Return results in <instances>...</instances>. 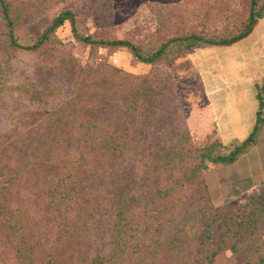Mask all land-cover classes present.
Masks as SVG:
<instances>
[{"label": "trees", "instance_id": "obj_1", "mask_svg": "<svg viewBox=\"0 0 264 264\" xmlns=\"http://www.w3.org/2000/svg\"><path fill=\"white\" fill-rule=\"evenodd\" d=\"M248 2V17L233 30L157 36V47L145 49L126 38L84 34L70 9L26 40L20 29L36 23L37 8L0 0V107L6 98L50 104L16 120L19 134H0V264H214L227 250L244 255V264H264V197L234 211L216 206L206 183L213 166L235 163L257 142L264 128V79L256 82L259 107L250 134L203 145L194 144L186 128L162 124L174 112L162 113L169 79L102 62L82 69L62 52L66 84L9 82L17 52L63 51L57 30L66 21L83 45L126 48L146 64L172 66L197 48L246 38L264 17V0Z\"/></svg>", "mask_w": 264, "mask_h": 264}, {"label": "rangeland", "instance_id": "obj_2", "mask_svg": "<svg viewBox=\"0 0 264 264\" xmlns=\"http://www.w3.org/2000/svg\"><path fill=\"white\" fill-rule=\"evenodd\" d=\"M18 2L37 8L36 23H28L20 29L26 40L39 35L61 11L70 9L76 13L78 29L84 34L95 33L101 37L126 38L142 43L145 49L157 47L159 41L157 36L185 34L191 30H203L208 34L233 30L234 25L241 26V19L247 18L249 11L248 0H18ZM257 24L264 25L263 18ZM2 30L0 23V34ZM259 32L261 30H257L258 34ZM57 36L62 41L61 52L58 48L50 49L41 56L26 51L17 52L11 62L9 82L25 81L40 88L66 84L67 78L62 76L58 61V55L64 52L76 59L81 66L79 68L82 69L102 62L104 68L112 65L124 72L153 77L161 82L169 79L172 88L170 92L167 91L168 94L163 100L162 113L167 114L173 109L174 112L169 119L163 118L162 124L165 125L168 121L178 128H186L196 145L211 142L215 137L220 138L219 140L225 144L235 139L244 140L253 129L256 120L252 110L256 100L242 93L241 89L243 86L247 87L252 79L248 75L249 65L264 62V56L249 58V53L245 50H248L252 40L247 39L241 44L231 46L197 48L193 53L176 59L170 66L162 62L154 65L141 62L126 48L93 49L83 45L74 39L68 21L57 30ZM243 50L245 56L241 55ZM224 74L228 75L231 83L223 80ZM66 87L73 85L68 82ZM67 90L54 104L74 92L71 89L67 93ZM49 107L48 103L36 105L25 99L12 103L6 98L0 107V134L5 132L19 134L20 129L14 128L16 120L20 123L24 115H31L35 111L43 112ZM243 155L233 164L213 166L206 175L210 197L216 206L226 205L235 211L256 195L264 197V170L260 169L264 164L256 163L247 154ZM250 160L254 162V167H251ZM247 179L253 182L252 186H248ZM236 182L240 183L237 186L240 188L238 194L233 193ZM245 258L244 255H233L227 250L216 257L214 264H244Z\"/></svg>", "mask_w": 264, "mask_h": 264}, {"label": "crops", "instance_id": "obj_3", "mask_svg": "<svg viewBox=\"0 0 264 264\" xmlns=\"http://www.w3.org/2000/svg\"><path fill=\"white\" fill-rule=\"evenodd\" d=\"M264 20V17H263ZM257 30H261V32H259V34L257 33ZM252 40V42L249 43V48L248 50H245L246 53H249L248 56L251 59L252 56H257L262 57L264 56V25H259L257 24L256 27L254 28V30L244 39L232 44V45H237V44H241L244 42V40ZM256 40V41H255ZM231 46V45H229ZM245 46V43H244ZM243 46V47H244ZM244 52V50L241 52L242 56H245L246 54ZM249 73L248 75L250 76V78H252L250 80V84L246 87L243 86L241 89V92L244 94H247L248 97H252L254 100H256V103L253 107L252 110V114L255 115V120H256V112L258 110L259 107V100H258V89L256 86V82L262 78H264V62H258L257 64L254 65H249ZM237 68V66L235 67ZM220 80V79H219ZM223 80L225 82H230L228 79V75L224 74L223 76ZM249 91V93H248ZM264 136V128L262 130V132L260 133V136L257 140V142L251 147V149L246 153L250 159H252L253 161H255L256 163L260 164L263 163L264 164V144L262 145V138ZM260 148V149H259ZM244 156V155H243ZM250 160V165L251 167H254V162ZM261 170H264V167L260 168Z\"/></svg>", "mask_w": 264, "mask_h": 264}]
</instances>
